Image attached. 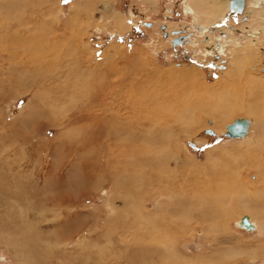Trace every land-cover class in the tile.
<instances>
[{
  "label": "rangeland",
  "instance_id": "374dc122",
  "mask_svg": "<svg viewBox=\"0 0 264 264\" xmlns=\"http://www.w3.org/2000/svg\"><path fill=\"white\" fill-rule=\"evenodd\" d=\"M203 1L0 0V264H264V0Z\"/></svg>",
  "mask_w": 264,
  "mask_h": 264
},
{
  "label": "bare ground",
  "instance_id": "6f19581e",
  "mask_svg": "<svg viewBox=\"0 0 264 264\" xmlns=\"http://www.w3.org/2000/svg\"><path fill=\"white\" fill-rule=\"evenodd\" d=\"M205 1H209V0H204L203 2H201V4L204 6V7H206L207 8V11H205V10H203L202 9V5L200 4V3H192V7L191 6H188L189 7V9L193 12V8L194 9H197V8H199L200 10H196L195 12H196V14H205L206 16H208V17H211V18H216V17H218L219 16V12H217V10L214 8V7H209V6H207L204 2ZM214 2V0H212V2L211 3H213ZM245 5H246V1L244 0V9H245ZM214 6V5H213ZM226 7V6H225ZM188 9V8H187ZM227 9H228V3H227ZM244 9H243V11H242V13L244 12ZM223 12L224 13H226L227 11H226V9H224L223 10ZM228 12H229V10H228ZM194 13V12H193ZM242 13H240V14H237V15H241ZM233 14V13H232ZM239 47V46H238ZM241 47V46H240ZM240 50V49H239ZM242 50V49H241ZM236 52V51H235ZM251 56V53H250V51H248L247 49H244V50H242L239 54H237V55H235V57L233 58V59H235V61L233 62V70H232V72L231 73H228V77H232V80H231V82L232 81H234V82H236V80H237V82H238V80L240 79V78H245L246 79V82H247V84H248V86H250L251 87V90H253V89H255V88H257V87H260V86H262V85H264L263 83H258L253 77H244V72L243 71H240V66L241 65H243V63H245L246 61H247V59L249 58ZM247 75V74H246ZM249 78V79H248ZM251 78H253V79H251ZM230 82V81H229ZM226 85L225 84H221V86L220 85H218V88H210V89H207L208 91H209V93H211L212 95H213V97H218V99H220L221 101H225V99H226V91H225V89H223V87H225ZM236 92H238L239 93V91H236ZM208 93V92H207ZM231 95H234V94H231ZM241 95H243V93H239L238 94V96H241ZM242 103H243V100H241L240 102H238V104H237V108L236 107H234L233 105H225L223 108H222V113L220 114V116H219V122L220 123H222V124H224V123H226V122H228L234 115H236V114H240V113H242V114H249V113H252V111H254L255 110V108H258L259 107V104L260 103H258L255 107H247L246 108V105H242ZM167 104V103H166ZM109 113V112H108ZM242 120H245L246 121V127H247V129H246V131L249 129V127H250V122L249 121H247L246 119H241V120H236L237 122H240V121H242ZM113 121V120H112ZM235 121V122H236ZM258 122V121H257ZM151 126H152V124H150ZM142 126V125H141ZM159 126V125H158ZM137 127V126H136ZM228 127V126H227ZM228 134V133H227ZM246 134V133H245ZM247 135H245V136H243V138L244 137H246ZM153 137V136H152ZM242 138V139H243ZM152 140H153V144H154V146L156 145V144H161V141L158 139V137H156V136H154V138H152ZM150 141V140H149ZM149 152V151H148ZM227 153L226 152H215V158H218V157H216L217 155L218 156H224V155H226ZM152 156V155H151ZM152 159V158H151ZM154 162L156 163H158V165L159 166H157V167H159V170L161 169V168H164L165 167V165H164V167L163 166H161V164L163 163V160H162V158L158 155V154H155L154 155ZM149 161V160H148ZM152 161V160H151ZM261 162V163H260ZM260 162H258L259 163V166H261V170L260 171H263L264 172V160L262 159V160H260ZM263 164V165H262ZM210 166H211V163H207L206 164V166H205V172H207L206 174H208V172H209V170H210ZM195 168V171L197 170V167H194ZM158 169V168H157ZM259 176V178L260 179H262L263 177H264V174H261V175H258ZM232 188V185H226V190L228 191V189H231ZM229 192V191H228ZM256 192H258V191H256ZM233 197H236V193H234V195H233ZM191 205H193V203H191ZM210 212H213V213H218V210H216V211H212L210 208H208V210L207 211H205V214L206 213H210ZM203 214H204V212H203ZM241 220L238 222L239 223V226H240V228L241 229H244L245 231H247V232H250V231H253L254 230V226H255V224H254V219H256L258 216H257V214H252V213H249L247 210H243L242 209V211H241ZM244 214H247V215H244ZM250 214H252V215H250ZM142 219L144 220V219H147V218H145V217H143L142 216ZM22 251V250H21ZM184 264H191L189 261H185L184 262Z\"/></svg>",
  "mask_w": 264,
  "mask_h": 264
},
{
  "label": "water",
  "instance_id": "95a60500",
  "mask_svg": "<svg viewBox=\"0 0 264 264\" xmlns=\"http://www.w3.org/2000/svg\"><path fill=\"white\" fill-rule=\"evenodd\" d=\"M244 9V0H230L228 2V10L233 14H240ZM246 121L234 122L233 125L227 127V136L240 138L246 133ZM194 145H192L193 147Z\"/></svg>",
  "mask_w": 264,
  "mask_h": 264
},
{
  "label": "flooded vegetation",
  "instance_id": "af4514ba",
  "mask_svg": "<svg viewBox=\"0 0 264 264\" xmlns=\"http://www.w3.org/2000/svg\"><path fill=\"white\" fill-rule=\"evenodd\" d=\"M169 32V30H167ZM178 31H182V30H178ZM178 31H174V32H178ZM186 30H184L183 32H185ZM187 35V34H186ZM171 36H175V35H171ZM174 39V38H173ZM172 38H170V40H173ZM190 40V37L186 40V42H188Z\"/></svg>",
  "mask_w": 264,
  "mask_h": 264
}]
</instances>
